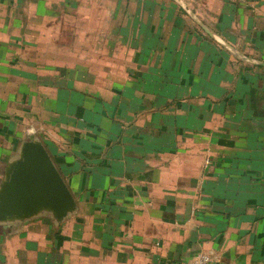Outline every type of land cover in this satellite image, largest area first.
I'll return each instance as SVG.
<instances>
[{
  "label": "crops",
  "instance_id": "crops-1",
  "mask_svg": "<svg viewBox=\"0 0 264 264\" xmlns=\"http://www.w3.org/2000/svg\"><path fill=\"white\" fill-rule=\"evenodd\" d=\"M29 141L76 207L0 264H264V0H0V187Z\"/></svg>",
  "mask_w": 264,
  "mask_h": 264
},
{
  "label": "water",
  "instance_id": "water-1",
  "mask_svg": "<svg viewBox=\"0 0 264 264\" xmlns=\"http://www.w3.org/2000/svg\"><path fill=\"white\" fill-rule=\"evenodd\" d=\"M75 200L45 148L29 141L0 187V223L50 215L58 222L75 211Z\"/></svg>",
  "mask_w": 264,
  "mask_h": 264
},
{
  "label": "built area",
  "instance_id": "built-area-1",
  "mask_svg": "<svg viewBox=\"0 0 264 264\" xmlns=\"http://www.w3.org/2000/svg\"><path fill=\"white\" fill-rule=\"evenodd\" d=\"M210 256L206 254H198L190 264H211Z\"/></svg>",
  "mask_w": 264,
  "mask_h": 264
}]
</instances>
